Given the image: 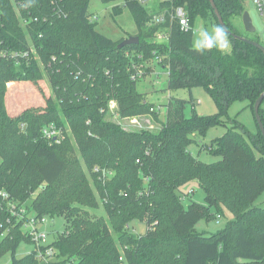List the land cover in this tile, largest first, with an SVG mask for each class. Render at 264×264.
Returning a JSON list of instances; mask_svg holds the SVG:
<instances>
[{
    "label": "trees",
    "instance_id": "1",
    "mask_svg": "<svg viewBox=\"0 0 264 264\" xmlns=\"http://www.w3.org/2000/svg\"><path fill=\"white\" fill-rule=\"evenodd\" d=\"M102 1L113 5L114 15L125 7L132 12L138 43L120 47L124 38L98 31L91 0H0V190L52 224L61 216L66 225L52 232V260L35 251L17 257L21 244L32 241L0 203V258L9 251L11 264H264V205L255 204L264 192V136L259 127L262 138L228 117L230 106L242 100L254 114L264 92L263 51L226 32L231 50L201 53L192 29L177 20L168 38L158 40L157 32L169 26L151 20L165 7L185 10L193 27L198 19L221 26L210 0H161L153 6ZM215 2L229 29L244 36L235 22L247 10L244 0ZM146 60L169 73L171 91L204 87L218 111L187 116L193 99L170 95L165 120L159 119L161 112L151 111L158 106L147 103L134 78L133 64L144 66ZM45 77L53 92L46 106L11 116L7 84ZM113 101L122 117L151 114L160 129H127L114 119ZM229 122L223 136L203 146L218 161L207 163L192 153L196 135ZM51 125L62 131L59 142L44 135ZM82 162L94 187L84 178ZM192 180L199 181L206 203L186 207L180 187ZM97 197L109 219L92 211ZM223 208L235 216L226 227L209 235L198 230L200 220L223 216ZM136 220L146 223L144 234H136Z\"/></svg>",
    "mask_w": 264,
    "mask_h": 264
},
{
    "label": "rangeland",
    "instance_id": "2",
    "mask_svg": "<svg viewBox=\"0 0 264 264\" xmlns=\"http://www.w3.org/2000/svg\"><path fill=\"white\" fill-rule=\"evenodd\" d=\"M160 1L161 0H149L148 5H157ZM112 6V4L105 3L102 0H91L89 12L92 13L93 20L97 22L96 28L98 29V31L103 32L105 35L114 40L120 38L127 39L135 36L138 32V27H136L132 12L125 7L122 14L114 15V13L112 12ZM245 8L250 13L252 23L256 27V31L249 32L245 29L244 24H242V16L237 18L235 22L239 26V30L240 32H242V35L258 38L260 40V43L264 46V16L260 14L259 10L256 8V6H254L251 0L245 1ZM194 25L196 28L193 39L195 44V41L199 34V30L205 27H210L211 24L207 23L205 25L203 20L198 19ZM229 41V50H231L232 43L230 39ZM87 43L89 46H91V43L88 40ZM132 47L134 49L136 48L135 46ZM146 61H144V66L142 64L143 62L139 63V65L133 64L136 68L137 73L135 77L138 81L137 89L146 96L148 104L151 103L155 106L162 107V111H160L161 113L158 114L159 119H161L162 121L165 120L166 107H164V104H166V101L168 100V97L170 95L179 98L182 97L185 99H193V102H189L186 106L187 116H190L194 111L200 115H211L218 111L216 102H214L213 98L208 94L204 87L195 86V88L192 89V92H190V90L187 88H180L171 91L169 90V88H167L169 73L166 72L165 69H162L156 61ZM52 93L53 92L51 84L46 77L44 79H38L37 82H35V80L15 81L7 84L4 101L6 103L5 105L8 113L11 116H16L27 108H38L46 106L47 98ZM262 109L264 110V103L262 104ZM150 115L151 114L144 115L142 118L144 121V123L142 124L145 125L144 128L148 129L149 131L159 130L161 124L157 121V119L153 118ZM228 117H230L231 119H237V121L241 125H244L247 130L254 134L259 133L262 138L261 132H259L258 129L256 118L254 117L252 108L249 106L248 100L235 101L229 108ZM231 125L232 122H229L227 126L212 127V129L208 130L206 135H196L197 141L190 144L189 149L196 157L200 158L204 162L212 163L214 161H218L220 157L213 154V152H211L209 149L203 148V146L211 144L214 138L223 136L227 131V128ZM70 135L71 134H69V136ZM262 146H264L263 138ZM256 154L257 156H259L260 153L257 152ZM82 164L84 165V178L88 179L91 183V186H93L89 171L86 168L84 162H82ZM73 190L74 188L71 189V191ZM93 191L95 192V188H93ZM180 192L181 194H183V203L186 207L191 202H199L203 204L206 203V195L198 180H192L182 184V186L180 187ZM97 200L98 207L92 211L96 212L99 216H104L107 218V213H105L102 201L98 197ZM255 204L257 206L264 205V192L255 202ZM222 211L223 216L219 218V221H217L216 219L209 221L206 219L200 220L196 225L198 230H206L209 235L219 229L226 227V224L230 220L234 219L235 216L230 209L223 208ZM53 221L54 224H52V220H50L51 223L46 226V230L50 232V240H52L53 238V231L62 232L66 226L64 218L61 216L55 217V220ZM131 224L132 227L135 228L136 234H144L148 229L146 223L141 222L140 220H136ZM32 249L33 244L23 242L17 250V257L26 255ZM0 264H11V253L9 251L5 252V254L0 258Z\"/></svg>",
    "mask_w": 264,
    "mask_h": 264
},
{
    "label": "built area",
    "instance_id": "3",
    "mask_svg": "<svg viewBox=\"0 0 264 264\" xmlns=\"http://www.w3.org/2000/svg\"><path fill=\"white\" fill-rule=\"evenodd\" d=\"M143 2L149 1V0H141ZM246 0H244L245 2ZM254 6L259 10L260 14L264 16V0H251ZM161 12V13H160ZM174 20L179 21L180 25L186 29L191 30L195 32L196 28L190 25L189 17L185 10L182 8H177L175 10L165 7L162 11H159V13L155 14L151 20L152 24H168L169 28L164 29L163 31H158L156 36L158 40L163 41L164 39H167L169 36V33L172 28V24ZM27 54V53H26ZM161 61V59H159ZM136 75H134V78ZM110 108L113 112L114 119L118 122H120L123 126H125L127 129L131 130L134 128H144L145 125L143 121V116L141 115H134V117H122L119 112H117V105L116 103L110 102ZM159 110L162 111V107L157 108H151V111ZM124 122V123H123ZM138 126V127H134ZM44 135L47 138H54L55 141L59 142L62 139V131L57 128L54 125H51L44 129ZM0 203L6 206V208L9 210L11 216L15 218V221L20 224L24 230L25 233L29 234L33 249L30 250L28 253L35 251L37 253V256L39 258H42L44 260H52L55 249L50 246L51 240L49 238L50 232L46 230V226L49 225L50 218L47 216H38L36 212L29 211L27 206L25 205H19L16 202H14L10 194L5 190H0ZM222 216L220 214L217 215V221H219V218ZM123 259V256L120 257V260Z\"/></svg>",
    "mask_w": 264,
    "mask_h": 264
},
{
    "label": "water",
    "instance_id": "4",
    "mask_svg": "<svg viewBox=\"0 0 264 264\" xmlns=\"http://www.w3.org/2000/svg\"><path fill=\"white\" fill-rule=\"evenodd\" d=\"M210 3H211L212 8L215 11L217 18H218L219 24L225 29V31L227 33L231 34L233 37L237 38L238 40L242 39L248 43H251L255 47L256 46L259 47L264 53V46L259 41H253L251 39H248V38L241 36V35L239 36V35L235 34L234 32H232L229 29L228 25L225 24V21L223 20L222 14L220 13V10L217 8L215 0H210ZM242 24H244V27L247 31H249V32H255L256 31V27L252 23V18L250 16V13L248 10H245L243 15H242ZM132 43H138V37L137 36H132L130 38L124 39L120 43V47L125 46V45H129ZM263 100H264V92H262L256 99V102L254 104V117H256L258 127L264 136V120H263V116H261V113H260V107H261V104L263 103Z\"/></svg>",
    "mask_w": 264,
    "mask_h": 264
},
{
    "label": "clouds",
    "instance_id": "5",
    "mask_svg": "<svg viewBox=\"0 0 264 264\" xmlns=\"http://www.w3.org/2000/svg\"><path fill=\"white\" fill-rule=\"evenodd\" d=\"M217 49L225 52L230 49V41L225 29L219 25H211L199 30L195 41V49L199 52L205 50Z\"/></svg>",
    "mask_w": 264,
    "mask_h": 264
}]
</instances>
